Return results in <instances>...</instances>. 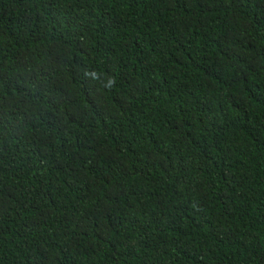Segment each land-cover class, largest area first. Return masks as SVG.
I'll return each mask as SVG.
<instances>
[{
    "label": "trees",
    "instance_id": "1",
    "mask_svg": "<svg viewBox=\"0 0 264 264\" xmlns=\"http://www.w3.org/2000/svg\"><path fill=\"white\" fill-rule=\"evenodd\" d=\"M0 264H264V0H0Z\"/></svg>",
    "mask_w": 264,
    "mask_h": 264
}]
</instances>
